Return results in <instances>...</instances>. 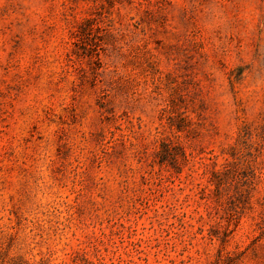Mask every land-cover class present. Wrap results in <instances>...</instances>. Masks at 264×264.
I'll use <instances>...</instances> for the list:
<instances>
[{
  "label": "rangeland",
  "instance_id": "obj_1",
  "mask_svg": "<svg viewBox=\"0 0 264 264\" xmlns=\"http://www.w3.org/2000/svg\"><path fill=\"white\" fill-rule=\"evenodd\" d=\"M92 245L264 264V0H0V255Z\"/></svg>",
  "mask_w": 264,
  "mask_h": 264
},
{
  "label": "trees",
  "instance_id": "obj_2",
  "mask_svg": "<svg viewBox=\"0 0 264 264\" xmlns=\"http://www.w3.org/2000/svg\"><path fill=\"white\" fill-rule=\"evenodd\" d=\"M226 165L222 167L221 169H214L212 172V182H214L215 187H216V192L218 193L222 188H224V179L227 174L226 172ZM253 178L254 181L256 182L257 180L260 182V176L256 174V172L253 173ZM252 181V182H254ZM257 184V183H256ZM230 232V231H229ZM229 232L226 233L225 238H228ZM208 236L211 238L215 237L217 238V233L213 229L208 230ZM205 237V236H204ZM6 238L9 241V246H11L13 243H15L17 237L16 234L10 233L6 235ZM225 238L223 239V242L226 241ZM92 250H90L89 247H81V248H72L71 251H69L67 254L69 256V260L62 262V263H57L53 262L50 259V256L48 255H42L40 256L39 259H37L35 256L29 257L27 254H15L11 256L5 257L4 254V249L2 254L0 255V264H122L121 262H117L110 259L108 260L106 256H104L101 251L95 246L93 247L92 245ZM227 253L226 257L230 259V256ZM219 258L214 262L210 261V264H221L223 260L222 258L224 257L222 255V252L218 256ZM125 264H136V262L133 259H126V258H121ZM148 264H151L148 262ZM167 264V263H165Z\"/></svg>",
  "mask_w": 264,
  "mask_h": 264
}]
</instances>
